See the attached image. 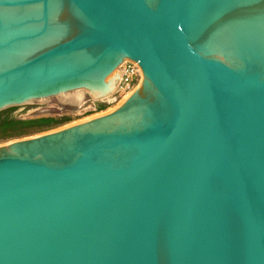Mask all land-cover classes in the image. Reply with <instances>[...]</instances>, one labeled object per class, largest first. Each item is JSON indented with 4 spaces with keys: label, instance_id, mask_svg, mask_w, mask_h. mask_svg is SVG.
<instances>
[{
    "label": "water",
    "instance_id": "obj_1",
    "mask_svg": "<svg viewBox=\"0 0 264 264\" xmlns=\"http://www.w3.org/2000/svg\"><path fill=\"white\" fill-rule=\"evenodd\" d=\"M128 59L0 144V264H264V0H0V110Z\"/></svg>",
    "mask_w": 264,
    "mask_h": 264
},
{
    "label": "rangeland",
    "instance_id": "obj_2",
    "mask_svg": "<svg viewBox=\"0 0 264 264\" xmlns=\"http://www.w3.org/2000/svg\"><path fill=\"white\" fill-rule=\"evenodd\" d=\"M122 97L123 94L117 92L106 101L88 97L75 108L63 107L59 95L7 106L0 110V144L107 113L120 104Z\"/></svg>",
    "mask_w": 264,
    "mask_h": 264
},
{
    "label": "built area",
    "instance_id": "obj_3",
    "mask_svg": "<svg viewBox=\"0 0 264 264\" xmlns=\"http://www.w3.org/2000/svg\"><path fill=\"white\" fill-rule=\"evenodd\" d=\"M120 68V79L116 87L118 91L116 92L130 93L139 85L142 79L141 67L136 61L128 59L120 65Z\"/></svg>",
    "mask_w": 264,
    "mask_h": 264
},
{
    "label": "bare ground",
    "instance_id": "obj_4",
    "mask_svg": "<svg viewBox=\"0 0 264 264\" xmlns=\"http://www.w3.org/2000/svg\"><path fill=\"white\" fill-rule=\"evenodd\" d=\"M121 67H122V66H121ZM120 69H121V68H120V66H119V67L117 68V71H119ZM114 87H115V86H114ZM116 91H118L117 88H115V89L113 88V89H111L108 93L103 94V95H101V96H99V97H93V99H94V101H106V100H108V99H111ZM128 94H130V93H126L125 95L123 94V97H122L120 103L126 98V96H127Z\"/></svg>",
    "mask_w": 264,
    "mask_h": 264
}]
</instances>
